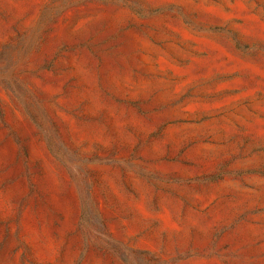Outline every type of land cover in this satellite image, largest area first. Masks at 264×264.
I'll list each match as a JSON object with an SVG mask.
<instances>
[{
  "label": "rangeland",
  "instance_id": "1",
  "mask_svg": "<svg viewBox=\"0 0 264 264\" xmlns=\"http://www.w3.org/2000/svg\"><path fill=\"white\" fill-rule=\"evenodd\" d=\"M262 23L0 0V264H264Z\"/></svg>",
  "mask_w": 264,
  "mask_h": 264
},
{
  "label": "clouds",
  "instance_id": "2",
  "mask_svg": "<svg viewBox=\"0 0 264 264\" xmlns=\"http://www.w3.org/2000/svg\"><path fill=\"white\" fill-rule=\"evenodd\" d=\"M241 7H243V6L241 5ZM229 15H230V14H225V18L227 19ZM260 27H261V30H262V31H261V38H264V23H262ZM255 123H258V124H264V120L255 119ZM260 134H261L262 136H264V128H262V129L260 130ZM181 264H183V262H181ZM193 264H201V262H200V261H194Z\"/></svg>",
  "mask_w": 264,
  "mask_h": 264
},
{
  "label": "bare ground",
  "instance_id": "3",
  "mask_svg": "<svg viewBox=\"0 0 264 264\" xmlns=\"http://www.w3.org/2000/svg\"><path fill=\"white\" fill-rule=\"evenodd\" d=\"M59 205L63 206L64 209H68V207L65 204L59 203ZM67 224H65L64 226L66 227Z\"/></svg>",
  "mask_w": 264,
  "mask_h": 264
}]
</instances>
